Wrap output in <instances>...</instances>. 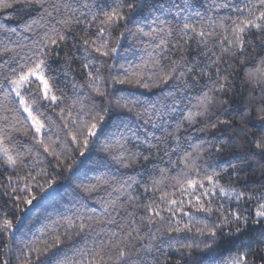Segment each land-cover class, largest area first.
Instances as JSON below:
<instances>
[{
	"label": "snow or ice",
	"instance_id": "1",
	"mask_svg": "<svg viewBox=\"0 0 264 264\" xmlns=\"http://www.w3.org/2000/svg\"><path fill=\"white\" fill-rule=\"evenodd\" d=\"M0 264H264V0H0Z\"/></svg>",
	"mask_w": 264,
	"mask_h": 264
},
{
	"label": "trees",
	"instance_id": "2",
	"mask_svg": "<svg viewBox=\"0 0 264 264\" xmlns=\"http://www.w3.org/2000/svg\"><path fill=\"white\" fill-rule=\"evenodd\" d=\"M95 159V157H93ZM91 161H85V167H91ZM79 167V165H77ZM65 175H70L66 173ZM92 173L89 172V176ZM75 178L66 180L64 177L60 178V184L64 187L60 188V195H57L54 199H48L45 201H34L35 207L29 206L31 212L26 214L24 219V227L21 229L20 233H17V239H23L25 243H29L32 240L40 237L41 230L45 225L50 224L51 219H57L58 215L63 213L67 207V197L64 196L65 191L71 192V188L74 187ZM17 215H20L17 212ZM43 239V237H41ZM203 245H201V249ZM68 255L71 256L72 253L68 249ZM207 252H203L200 249H194V256H209Z\"/></svg>",
	"mask_w": 264,
	"mask_h": 264
}]
</instances>
